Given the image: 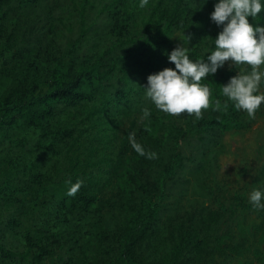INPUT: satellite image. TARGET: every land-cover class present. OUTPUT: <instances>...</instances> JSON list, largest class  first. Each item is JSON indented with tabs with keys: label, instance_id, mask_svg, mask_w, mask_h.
Returning <instances> with one entry per match:
<instances>
[{
	"label": "trees",
	"instance_id": "1",
	"mask_svg": "<svg viewBox=\"0 0 264 264\" xmlns=\"http://www.w3.org/2000/svg\"><path fill=\"white\" fill-rule=\"evenodd\" d=\"M215 2L0 0V264H264V250L240 234L239 194L170 207L191 183L198 151L252 125L231 101L214 110L242 65L202 78L211 94L200 119L160 111L143 87L150 73L175 66L165 50L178 31L191 35L192 59L215 48ZM58 8L69 19L64 40ZM250 22L264 23V9ZM90 32L102 44L86 53ZM41 61L47 70L36 77ZM27 131L37 152L52 155L47 164L25 155ZM132 132L157 158L132 148Z\"/></svg>",
	"mask_w": 264,
	"mask_h": 264
},
{
	"label": "clouds",
	"instance_id": "2",
	"mask_svg": "<svg viewBox=\"0 0 264 264\" xmlns=\"http://www.w3.org/2000/svg\"><path fill=\"white\" fill-rule=\"evenodd\" d=\"M207 0H205V3ZM148 0H139V7L144 8ZM264 9V0H216L210 18L222 29L214 37L215 48L208 52L203 60L192 59L186 45L188 40H181L171 51L165 54L174 67L166 66L147 77L146 98L162 112L178 115L183 112L203 117V109L210 106V88L202 83V78L215 74L219 68L230 62L231 66L243 65L246 70H238L227 83H223L222 94L227 98L223 107L217 100L215 111L227 108V101L233 102L237 110L255 118L257 110L264 102V23L250 22ZM150 116V109H142V118ZM132 148L148 159L157 158L155 151L147 150L129 133ZM83 180H77L68 188L67 194L74 196ZM249 199L255 209H264V186L253 188Z\"/></svg>",
	"mask_w": 264,
	"mask_h": 264
},
{
	"label": "rangeland",
	"instance_id": "3",
	"mask_svg": "<svg viewBox=\"0 0 264 264\" xmlns=\"http://www.w3.org/2000/svg\"><path fill=\"white\" fill-rule=\"evenodd\" d=\"M48 4L46 3L40 9L41 12L39 11L46 23ZM66 15L63 8L56 9V16L63 17L62 22H57L59 40H64L70 32L69 19ZM72 21L78 23L76 18ZM75 26L77 29L78 25ZM173 39L176 45L181 43L180 39L188 40L183 31H178ZM97 42L102 44V39L97 33L90 32L84 41L83 51L86 53L95 51L100 46ZM192 46L191 41L186 45L187 49ZM46 66L41 61L35 70V76L43 77L47 70ZM240 70H246V67L242 65ZM261 90L264 91V85ZM251 119L253 122L249 128L226 133L219 137L218 143H210L203 149L204 151H198L197 161L185 175L186 178H190L191 183L183 185L184 189H177L175 196L171 198L170 207L173 212L178 205L199 204L214 197L232 202L239 194L241 199L239 219L243 221L240 234L248 240V245L253 243L264 250V209H255L249 199L253 188L264 186V102L257 110L255 118ZM23 135L30 139V151H24L25 155L28 158L37 155L43 165L47 164L52 155L35 150L34 143L38 136L32 131L24 132ZM262 262L256 261L255 264Z\"/></svg>",
	"mask_w": 264,
	"mask_h": 264
}]
</instances>
